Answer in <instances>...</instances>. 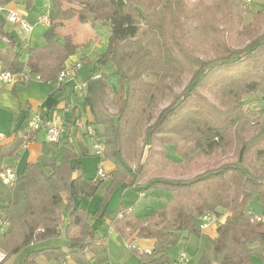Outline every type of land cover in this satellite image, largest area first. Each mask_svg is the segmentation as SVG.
<instances>
[{
    "label": "trees",
    "instance_id": "trees-1",
    "mask_svg": "<svg viewBox=\"0 0 264 264\" xmlns=\"http://www.w3.org/2000/svg\"><path fill=\"white\" fill-rule=\"evenodd\" d=\"M17 1L0 0V71L21 76L19 87L35 77L60 86L57 77L65 62L87 48L59 34L64 22L75 19L92 29L109 27L105 51L87 59L90 76L81 92L90 115L83 136L88 141V129L95 130L99 157L114 169L107 185L98 177L85 178L81 159L98 155L68 138L41 142L39 157L16 174L12 186L0 181V219L8 224L0 233V264L21 253L25 254L21 264H39L40 257L105 264L106 237L97 238L90 223L99 211L91 215L76 201L92 198L103 185L111 193L122 184L162 189L173 200L172 207L142 219L123 207L117 209L112 219L117 233L154 242L151 251L139 254L140 264H175L167 248L186 244L190 236L200 237V218L205 214L221 222L216 237L206 239L197 264H255V258L263 257L264 210L256 213L247 203L255 199L264 208V32L259 31L264 5L245 24L242 16L248 3L241 0H223L229 13L220 4L210 5L216 0H48L44 43L30 47L6 28L5 8ZM63 3H78L79 8L66 9ZM195 7L198 11L193 13ZM194 19L197 24L188 32L186 23ZM151 41L154 48L146 46ZM233 42L242 45L234 47ZM199 49L216 56L198 58L194 52ZM79 61L82 65L84 58ZM106 70L115 74L117 91ZM187 76L182 91L174 93ZM110 91L118 92L115 114L104 107ZM258 93L262 107L252 120L244 111V99ZM170 99L153 117L159 104ZM145 125V161L131 169L127 155ZM64 126L66 136L72 126L68 122ZM36 132L19 130L11 142L0 146V173L13 169L6 161L35 141ZM168 147L175 159L167 156ZM225 157L230 160L222 161ZM192 167L202 172L184 178ZM152 171L158 177L149 176ZM64 221L67 237L78 230L67 251L35 247L58 238Z\"/></svg>",
    "mask_w": 264,
    "mask_h": 264
},
{
    "label": "crops",
    "instance_id": "crops-1",
    "mask_svg": "<svg viewBox=\"0 0 264 264\" xmlns=\"http://www.w3.org/2000/svg\"><path fill=\"white\" fill-rule=\"evenodd\" d=\"M33 1L34 0H19L17 2L9 4L5 8V11H17L19 14L22 15V17H24L25 21L32 29L35 25L39 23L38 22L39 18L46 15L43 14L40 15L39 18H35L37 11H31L33 9L32 8ZM27 5H29L28 8ZM46 6L48 7V0H44V4L42 8L40 6V11L42 12L44 11V9H46L47 11ZM70 22L71 24H74L73 21L70 20ZM67 24H68L67 21L64 22L63 26L59 29V30L62 29L63 32L59 34L61 36H70L73 42L75 43H80L81 45H87V48H83V49L90 50L89 55L91 57L93 56L92 59L98 57L105 51L107 46L108 34H106L103 37L93 36L92 44H89L90 42L86 41L87 38H85L84 42H78L75 41L72 34L68 32L67 29H65ZM76 26L77 25H75L74 27ZM87 34L89 35L88 37L92 36L91 31H89V33ZM76 37L79 38V40H82L84 35L78 34L76 35ZM24 41L30 47L42 46L43 44H41V42L44 43L43 33L42 36H37L35 38L34 41L35 43H37V45L32 46L30 44L31 40L29 39L23 40L22 42ZM80 58L85 59L86 56L84 55H82V57H79V55L73 56L65 62V65L74 61H79ZM80 70L73 79L65 80L64 82L61 83L60 86L42 81H37L32 78L30 81H27L25 85L19 87L20 82L18 81L20 77L18 76H16L15 78V82H18L16 84L17 87H14L15 82L13 84H8V85L0 84V146L11 142L14 138V135L19 130H24V131L29 130L27 125L28 121L31 118H33L35 115H39L41 118L46 119L47 121L56 120L62 122L64 125L65 123L68 122L72 126L71 132L68 134L69 136L66 135L68 137H66L65 135L62 136L63 139L68 138L71 142L74 143L81 142L85 146H87V148L91 152L90 143L83 136L84 135L83 125L86 121L90 119V115L86 107H85L86 111H83V113L78 109L76 103L77 91L73 90L75 89L74 85H78L76 82L80 76ZM89 76L90 73L88 77ZM85 81L82 82L83 83L82 85H84ZM64 89L71 90L73 94H70L68 100L58 101L57 91L59 93H62ZM82 95L83 94L81 92V99L84 105V99ZM43 141H46L45 131L43 128H41L36 132V140L21 146L16 157L14 159L6 161V165L13 167V170L15 171L16 174L18 175L21 174L26 164L30 162H35L39 157L41 152V142ZM83 159L84 158L81 159L82 174L83 176L86 175L88 179H93L92 176L87 175L88 173L86 172L87 169L84 166ZM99 163L100 165L99 164L98 165L101 166L107 174L114 169V166L110 162L108 161L102 162L101 158L99 160ZM121 186L123 190L121 195L125 194L126 189H131V190H137L139 192V196H143L142 192L144 191V189L142 186L136 188H125L124 184H122ZM109 194L110 193L106 192L105 186L103 185L98 189L97 193L92 198L86 199L84 197H80L79 199H77L76 204H78L85 211L89 212L91 215L99 211V214L97 216H94L90 219V223L92 228L94 229L97 238L106 237V251L108 255V261L105 264H127V261H122V263H119V261L116 260L117 258L111 259L110 254H111L112 246H116L118 249H120V251L123 254L125 250H132V252L138 254L137 256L139 257L140 253L151 251L154 242L153 240L150 239L149 240L137 239L135 238L134 234L122 236L114 230L112 219L114 218L115 213L119 207H123L124 209H126L127 213H133L138 219H142L145 216L136 215L133 209L127 208L125 205L122 204H119V206L115 208L114 205H116L115 204L116 202H114L113 204L111 203V198L115 196V193L113 192L112 194L110 195ZM100 196H102V199L100 198ZM103 200H105L104 203ZM172 206H173V200L170 201V206H166V207H172ZM161 208H156L155 210ZM120 217L121 215H118V218ZM66 223H67L66 221L63 222L61 227V233L58 238L39 243L38 245H35V247L37 248L60 247L62 248L63 251H67V244L69 239L77 238L78 230L76 229L71 230V232L69 233V237H67L64 231ZM191 237L193 236H190L187 243L184 245L178 244L177 246L167 248L168 254L176 261L175 264H177V260L181 255H184L186 257V261L180 264H189L192 261H195L197 264V261L201 255L199 248L200 240L198 241V243H196L195 252L193 250L192 252L189 246L192 245L194 246L195 242L190 241ZM201 237L203 238L205 245L206 239H213L216 237V228L209 227L205 230H202ZM24 256L25 254L21 253L17 255L15 259L9 260L6 264H21L24 259ZM37 262L39 264H77L69 257L60 261L47 260L45 257H40L38 258Z\"/></svg>",
    "mask_w": 264,
    "mask_h": 264
},
{
    "label": "rangeland",
    "instance_id": "rangeland-1",
    "mask_svg": "<svg viewBox=\"0 0 264 264\" xmlns=\"http://www.w3.org/2000/svg\"><path fill=\"white\" fill-rule=\"evenodd\" d=\"M19 1V0H18ZM244 4L248 3V7H245L244 9L246 10L243 14V23L247 24L250 22L251 20V13L252 12H256L258 10H261L263 8V0H249V2H247L248 0H241ZM208 2V1H207ZM44 4V0H34L32 2V10L31 11H37V14L35 15V18H39L40 15H43L46 12V9H44V11H40V6L42 8ZM220 4L221 5V10L225 13H229L230 7L228 5H225V3L223 2V0H216L212 3H210V5H217ZM63 7H65L66 9H78L79 8V4L78 3H71V4H67V3H63ZM47 8V6H46ZM40 11V12H39ZM196 11H198V8H192V12L195 13ZM44 12V13H43ZM71 21H73L74 24H71L70 20L67 21V26L65 29H67L68 32H70L74 38L75 41L78 42H84L85 38L86 41L90 42L89 44H92L93 40L92 37H100V36H105L106 34L109 33V27L108 26H97L95 29L90 28L88 25L86 24H81L78 21H76L75 19H72ZM197 24V20H191L188 21L186 23V30L188 32H190L192 30L193 27H195V25ZM38 25V26H37ZM37 25H35L31 30L32 32H26L16 26H12L9 23L6 24V28L7 30L14 36V38L18 41V42H22L23 40H31L30 44L32 46L37 45V43H35V38L37 36H42V33L45 31L46 29V25L44 24H40L38 23ZM75 25H77L76 27H74ZM66 31V32H67ZM78 31V32H77ZM89 31H91L92 36L88 37L89 35L87 33H89ZM260 32H264V26L259 30ZM63 32L62 29L59 30V33ZM78 34H82L84 35V37L82 38V40H79V38L76 37V35ZM77 38V39H76ZM244 43V42H243ZM41 44H43L41 42ZM230 45H234V47L237 46H241L242 43L239 42H233ZM146 46L149 48H154L156 46L155 41H151L149 43H146ZM90 50H84L82 49L80 51V53L78 54L79 57H82V55L86 56V59H84V62L82 63V68L80 70V76L77 80V84L78 86H81L86 78L89 75V71H90V67L91 65L88 63L89 61L87 60V58L89 60H92L93 56L91 57L89 55ZM195 55L198 58L201 59H208V58H212L216 56V53L211 52L209 54H204L203 51L200 52V49L198 51L194 52ZM107 72V76H108V80L109 83L114 87V89L117 91L116 87H117V78L115 76V74L110 71V70H106ZM187 80H188V76L185 78V80L183 81V83L180 86H175L174 87V93L178 94L180 93V91H182V89L185 87V85L187 84ZM74 90V89H73ZM77 91V106L78 109L80 111H86L85 110V106L83 105L82 99H81V92L80 89L76 90ZM70 94H73V92L69 89H64V91L62 93H59L57 91V100L61 101V100H68V98L70 97ZM203 94L209 98V95L207 94L206 91L203 92ZM261 94H252L249 95L248 97H246L244 99V111L246 112L247 116L249 117V119H256L258 116V111L259 109H261ZM74 98V97H73ZM171 101V99L169 101L163 102L161 104H159V107L154 111L153 113V117H155L158 113V111L160 109H162L163 107H165L167 104H169V102ZM119 106V99H118V92L114 93V92H108L107 95L104 98V107L107 109V111L110 114H115L117 111V108ZM146 127V125L143 127L141 133L139 134L138 139L135 142V145L133 147H131L129 149V155H127V163L128 166L131 169H137V167L139 166V164L143 163L145 161V157H146V145H144V128ZM100 131V130H99ZM147 144V143H146ZM167 156L170 159H175V154L173 151V148L168 147L167 148ZM91 154L95 155L92 151L91 148ZM84 166L86 167V173L89 176H92L93 179L97 178V168L100 165L99 160L100 157L99 156H87L84 157ZM225 160H230V157H225L222 161L225 162ZM99 164V165H98ZM190 173L187 176H184V178H190L194 175H197L199 173L202 172V170L200 169H196V168H191L190 169ZM156 173L155 172H150L149 176H154ZM164 176H166L165 174H163ZM85 178L86 175L84 176ZM155 177H158V174L155 175ZM108 182L105 181V185H107ZM119 187L113 188V190L111 191L110 194H112L113 192L115 193V196L113 198H111V203L113 204L114 202H116L114 205L115 208H117L119 206V204L125 205L127 208L133 209L134 213L138 216H146V215H150L152 214L156 208H161V207H166V206H170V201L172 200V196L169 192L167 191H163L162 189H153V190H149L146 191L144 190L143 196H139V192L137 190H131V189H126L125 194L121 195L122 193V186L118 185ZM121 187V188H120ZM109 194V195H110ZM147 197V198H145ZM100 198L102 199V196H100ZM111 204V205H112ZM247 207L256 212V213H262L264 208L263 206L256 201L255 199L250 200L247 203ZM110 212V211H109ZM200 240V241H199ZM190 241L195 242L194 246H189L190 250L195 252V248H196V243H200V254L203 253L204 251V240L203 238L200 237H191ZM188 245V244H187ZM203 245V246H202ZM192 251V252H193ZM173 254V253H172ZM175 254V253H174ZM111 259L113 258H117L116 260L119 261V263H122V261H127V264H139L140 261V257H138L135 252H132V250H125L124 254L120 251V249H118L116 246H112L111 247ZM255 264H264V256L261 258H255ZM189 264H196L195 261L190 262Z\"/></svg>",
    "mask_w": 264,
    "mask_h": 264
},
{
    "label": "built area",
    "instance_id": "built-area-1",
    "mask_svg": "<svg viewBox=\"0 0 264 264\" xmlns=\"http://www.w3.org/2000/svg\"><path fill=\"white\" fill-rule=\"evenodd\" d=\"M206 1H212V0H206ZM247 2H249V0ZM6 20L12 26H16L26 32L31 31V27L27 24L24 17H22V15L19 14L17 11H6ZM38 22L40 24L47 25L49 23L48 16L47 15L42 16L41 18H39ZM81 66L82 65L80 61H74L65 65L64 69L60 72V74L57 77L58 83L60 84L67 79H73L79 72ZM15 78L16 75H13L9 72L0 71V84H4V85L13 84L15 82ZM33 79L39 81L37 77ZM84 87L85 84L81 86L74 85L75 88L74 90L80 89V91H82ZM27 125L30 131H38L39 129L43 128L45 131L46 141L50 143L58 142L65 133V126L62 122L56 120L47 121L46 119L41 118L39 115H35L33 118H31L28 121ZM87 138L93 153L95 155L100 156L102 153L101 146L98 142L97 135L94 129L92 128L88 129ZM97 173H98L97 174L98 178L102 180L109 179V175L104 171V169L101 166L97 168ZM15 180H16V173L11 168L5 169L2 173H0V181L5 185L12 186ZM220 222L221 220L214 219L212 215L205 214L200 218V224H201L200 228L202 230H205L209 227L216 228ZM7 226L8 224L2 219H0V233L4 232ZM1 259L2 256H0V260ZM185 261H186V257L184 255H181L177 260V264H180Z\"/></svg>",
    "mask_w": 264,
    "mask_h": 264
}]
</instances>
